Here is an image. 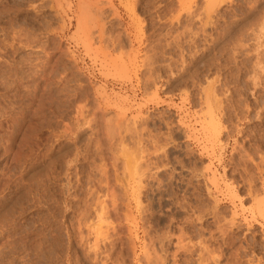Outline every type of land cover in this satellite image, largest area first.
Wrapping results in <instances>:
<instances>
[{
  "label": "rangeland",
  "instance_id": "374dc122",
  "mask_svg": "<svg viewBox=\"0 0 264 264\" xmlns=\"http://www.w3.org/2000/svg\"><path fill=\"white\" fill-rule=\"evenodd\" d=\"M263 69L264 0H0V264H264Z\"/></svg>",
  "mask_w": 264,
  "mask_h": 264
},
{
  "label": "bare ground",
  "instance_id": "6f19581e",
  "mask_svg": "<svg viewBox=\"0 0 264 264\" xmlns=\"http://www.w3.org/2000/svg\"><path fill=\"white\" fill-rule=\"evenodd\" d=\"M262 26H263V25H262ZM257 65H258V64H257ZM260 69H261V68H260ZM263 70H264V69H263ZM257 73H258V72H257ZM255 74H256V73H255ZM260 76H261V75H260ZM258 77H259V76H258ZM258 77H257V78H258ZM253 78H254V77H253ZM208 85H209V84H208ZM255 86H256V85H255ZM215 87H216V86H215ZM209 88H210V87H209ZM206 90H208V89H206ZM210 91H211V90H210ZM213 91H214V90H213ZM214 92H215V91H214ZM210 94H211V93H210ZM207 95H208V94H207ZM211 95H212V94H211ZM219 100H220V99H219ZM202 101H203V100H202ZM213 107H214V106H213ZM217 107H218V106H217ZM219 108H220V106H219ZM261 116H262V115H261ZM216 119H217V118H216ZM206 121H207V120H206ZM207 123H208V122H207ZM208 124H209V123H208ZM209 126H210V125H209ZM213 130H215V128H213ZM215 132H216V131H215ZM133 163H134V162H133ZM128 165H129V163H128ZM128 165H127V166H128ZM133 165H134V164H133ZM137 165H138V164H137ZM124 166H125V165H124ZM132 167H133V166H132ZM143 167H144V166H143ZM126 168H127V167H126ZM130 168H131V167H130ZM136 168H137V166H136ZM138 168H139V166H138ZM145 168H146V167H145ZM134 169H135V168H133V170H134ZM138 170H139V169H138ZM127 171H128V169H127ZM134 171H135V173H137L136 170H134ZM140 172H141V171H140ZM212 173H213V171H212ZM212 173H211V174H212ZM130 175H131V173H130ZM213 177H214V176H213ZM137 179H138V177H137ZM114 181H115V180H114ZM115 182H116V181H115ZM115 182H114V183H115ZM135 183H136V182H135ZM137 183H138V182H137ZM137 183H136V184H137ZM138 184H139V183H138ZM104 185H105V184H104ZM140 185H141V184H140ZM106 186H107V185H106ZM138 186H139V185H138ZM101 187H103V186H101ZM110 187H111V186H110ZM141 187H142V186H141ZM108 189H109V188H108ZM140 189H141V188H140ZM140 189H139V190H140ZM142 189H143V188H142ZM131 190H132V189H131ZM121 191H122V190H121ZM110 192H112V191H110ZM138 192H139V191H138ZM114 193H115V192H114ZM109 194H110V193H109ZM131 194H132V193H131ZM110 196H111V195H110ZM111 197H112V196H111ZM102 200H103V199H102ZM126 201H127V200H126ZM105 203H106V202H105ZM126 203H127V202H126ZM260 203H261V202H259V204H260ZM110 204H111V202H110ZM263 204H264V203H263ZM114 205H116V204L114 203ZM260 205H261V204H260ZM117 206H118V205H117ZM117 206H115V207H117ZM261 206H262V205H261ZM100 208H101V207H100ZM111 208H112V207H110V209H111ZM139 208H140V207H139ZM106 209H107V208H106ZM263 209H264V208H263ZM263 209H262V210H263ZM114 210H115V208H114ZM120 211H121V210H120ZM139 211H140V210H139ZM142 211H143V209H142ZM114 212H115V211H114ZM122 212H123V211H122ZM105 213H106V212H105ZM115 213H116V212H115ZM118 213H119V212H118ZM125 213H126V212H125ZM108 214H109V213H108ZM126 214H127V213H126ZM97 215H98V214H97ZM118 215H119V214H118ZM118 215H117V216H118ZM129 215H130V214H129ZM129 215H128V216H129ZM114 216H115V215H114ZM121 216H122V215H121ZM123 216H124V215H123ZM119 217H120V216H119ZM96 218H97V217H96ZM111 218H112V217H111ZM111 218H110V219H111ZM113 218H114V217H113ZM116 218H117V217H116ZM125 218H128L127 215L125 216ZM125 218H124V219H125ZM106 219H107V218H106ZM108 219H109V218H108ZM120 219H121V218H120ZM120 219H119V220H120ZM131 219H132V218H131ZM131 219H130V220H131ZM115 220H116V219H115ZM117 220H118V219H117ZM125 220H126V219H125ZM105 221H106V220H105ZM112 221H113V220H112ZM131 221H133V220H131ZM131 221H130V222H131ZM130 224H131V223H130ZM98 227H99V226H98ZM99 228H100V227H99ZM108 229H109V228H108ZM115 229H116V227H115ZM112 230H114V229H112ZM219 230H220V229H219ZM227 230H228V229H227ZM225 231H226V230H225ZM105 232H107V231L105 230ZM6 233H7V232H6ZM182 233H183V232H182ZM107 234H108V233H107ZM117 234H118V233H117ZM96 235H97V234H96ZM111 235H112V233H111ZM178 236H179V235H178ZM104 238H105V237H104ZM181 238H182V237H181ZM214 238H215V237H214ZM116 239H117V237H116ZM221 239H222V238H221ZM93 240H94V239H93ZM105 240H106V239H105ZM109 240H110V239H109ZM111 240H112V239H111ZM182 240H183V239H182ZM179 241H180V240H179ZM183 241H184V240H183ZM93 242H94V241H93ZM95 242L97 243L96 240H95ZM96 243H94V245H95ZM177 243H178V242H177ZM199 243H200V242H199ZM109 244H111V247H113V246H112V245H113L112 242L109 243ZM120 244H121V243H120ZM178 244H179V243H178ZM91 245H92V244H91ZM94 245L92 246L93 248H94ZM183 245H184V244H182L181 246H183ZM216 245H217V244H216ZM230 245H231V244H230ZM114 246H115V245H114ZM3 247H4V246H3ZM97 247H98V246H97ZM178 247H180V246H178ZM183 247H184V246H183ZM194 247H195V246H194ZM104 248H105V247H104ZM118 248H119V247H118ZM180 249H181V248H180ZM180 249H179V250H180ZM92 250H93V249H92ZM98 250H99V249H98ZM106 250H107V249H106ZM94 251H95V250H94ZM119 251H120V250H119ZM187 251H188V250H187ZM102 252H103V251H102ZM110 252H111V251H110ZM110 252H109V253H110ZM120 252H121V251H120ZM38 253H40V252H38ZM107 254H108V253H107ZM118 254H119V253H118ZM199 254H200V253H199ZM201 254H202V253H201ZM103 255H105V254L103 253ZM99 256H100V255H99ZM148 256H149V255H148ZM174 256H175V255H174ZM180 256H181V255H180ZM93 257H94V256H93ZM102 257H103V256H102ZM199 257H200V256H199ZM94 258H95V257H94ZM98 258H99V257H98ZM108 258H109V257H108ZM156 258H157V257H156ZM201 259H202V258H201ZM121 260H122V259H121ZM145 260H146V259H145ZM156 260H157V259H156ZM156 260H155V261H156ZM203 260H204V259H203ZM122 261H123V260H122ZM159 261H160V260H159ZM171 261H172V260H171ZM200 261H202V260H200ZM120 262H121V261H120ZM146 262H147V261H146ZM160 262H161V261H160ZM102 263H103V262H102ZM104 263H106V262H104ZM104 263H103V264H104ZM148 263H149V262H148ZM93 264H94V263H93ZM121 264H122V263H121ZM202 264H203V263H202ZM234 264H235V263H234Z\"/></svg>",
  "mask_w": 264,
  "mask_h": 264
}]
</instances>
